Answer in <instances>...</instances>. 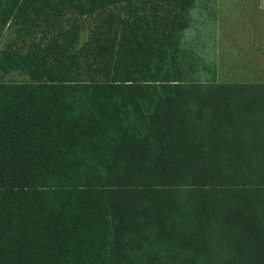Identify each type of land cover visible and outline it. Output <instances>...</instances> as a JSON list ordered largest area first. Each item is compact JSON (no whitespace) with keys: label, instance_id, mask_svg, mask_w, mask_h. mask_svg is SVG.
<instances>
[{"label":"trees","instance_id":"16d2710c","mask_svg":"<svg viewBox=\"0 0 264 264\" xmlns=\"http://www.w3.org/2000/svg\"><path fill=\"white\" fill-rule=\"evenodd\" d=\"M196 2L0 0V264H264V82Z\"/></svg>","mask_w":264,"mask_h":264},{"label":"rangeland","instance_id":"374dc122","mask_svg":"<svg viewBox=\"0 0 264 264\" xmlns=\"http://www.w3.org/2000/svg\"><path fill=\"white\" fill-rule=\"evenodd\" d=\"M196 1L192 31L218 80L264 82V0Z\"/></svg>","mask_w":264,"mask_h":264}]
</instances>
